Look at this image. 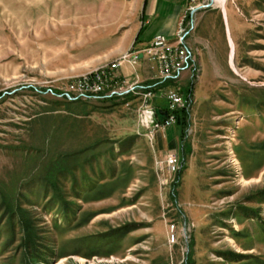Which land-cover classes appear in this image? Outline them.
<instances>
[{"label": "rangeland", "instance_id": "rangeland-1", "mask_svg": "<svg viewBox=\"0 0 264 264\" xmlns=\"http://www.w3.org/2000/svg\"><path fill=\"white\" fill-rule=\"evenodd\" d=\"M144 2L0 0V264H264V0H190L158 35L188 32L191 67L124 77ZM117 62L175 116L153 138L140 95L74 90Z\"/></svg>", "mask_w": 264, "mask_h": 264}, {"label": "built area", "instance_id": "built-area-1", "mask_svg": "<svg viewBox=\"0 0 264 264\" xmlns=\"http://www.w3.org/2000/svg\"><path fill=\"white\" fill-rule=\"evenodd\" d=\"M187 34L184 33L182 28L177 36L175 45L171 44L169 39L163 35L155 36L153 42L142 52L143 58L147 59L152 64L159 65L164 78L176 79L183 70L191 67L192 53L187 45ZM140 52L127 55L126 58L138 63L140 61ZM121 67V62L113 63L105 68H102L88 77L85 76L80 85H75L74 90L77 96L83 100L90 99L94 94H102L108 91L109 98L122 97L130 92L136 93L141 96V107L139 109L140 121L142 126L148 131L147 136L150 138L155 137V134L165 125H171L175 121L174 114H169V118L165 122H160L157 119L156 111L151 107L150 101L152 98L151 92H134V88L128 91H121V86L118 85L117 72ZM120 88V89H118ZM143 88L141 87V90ZM77 97V98H78ZM170 106L169 113L185 106L184 100L178 95H171L169 97ZM150 104V105H149ZM141 112V113H140ZM165 162L170 171H176L179 166V158L176 154H169Z\"/></svg>", "mask_w": 264, "mask_h": 264}, {"label": "crops", "instance_id": "crops-1", "mask_svg": "<svg viewBox=\"0 0 264 264\" xmlns=\"http://www.w3.org/2000/svg\"><path fill=\"white\" fill-rule=\"evenodd\" d=\"M142 8V22L139 27L140 35L137 40V48L143 50V48L150 45L156 35L164 34L168 38H174L175 32L178 28L181 17L184 11L189 7L190 0H144ZM151 32L147 34L145 39L141 40L144 32ZM233 42V41H232ZM234 44V42H233ZM235 48V45H234ZM148 69V70H147ZM137 73L139 79L145 78L146 75L155 74V67L148 64L145 59H142L138 66L133 67L130 64L122 66L120 74L124 77H131ZM166 136L162 133L157 134V141L159 148L163 147L171 149L173 141L169 139L164 140ZM165 150V149H164Z\"/></svg>", "mask_w": 264, "mask_h": 264}, {"label": "trees", "instance_id": "trees-1", "mask_svg": "<svg viewBox=\"0 0 264 264\" xmlns=\"http://www.w3.org/2000/svg\"><path fill=\"white\" fill-rule=\"evenodd\" d=\"M190 93H191V91H190ZM190 93L187 94L188 99H189V97L191 95ZM167 113L168 112L165 109L164 110H158L157 111L158 119L160 121H163V119L165 118ZM176 114H177L176 118H177V123L178 124H182L183 128H184V126L186 127V126L189 125V114H188L187 110H185V109L178 110V111H176Z\"/></svg>", "mask_w": 264, "mask_h": 264}, {"label": "bare ground", "instance_id": "bare-ground-1", "mask_svg": "<svg viewBox=\"0 0 264 264\" xmlns=\"http://www.w3.org/2000/svg\"><path fill=\"white\" fill-rule=\"evenodd\" d=\"M227 2H228V0H214V4H215L216 6L221 7L222 9H225ZM230 43H231V50H232V51H231V65H232V68L235 70L234 63H233V61H232V59H233V55H234V44H233V42H232L231 39H230ZM76 260H77L78 262H80V263H85V262H86L85 259L76 258ZM66 261H67V259H63V260L61 261V263L66 262ZM61 263H60V264H61Z\"/></svg>", "mask_w": 264, "mask_h": 264}, {"label": "water", "instance_id": "water-1", "mask_svg": "<svg viewBox=\"0 0 264 264\" xmlns=\"http://www.w3.org/2000/svg\"><path fill=\"white\" fill-rule=\"evenodd\" d=\"M212 1V3H213V0H211ZM142 57V56H141Z\"/></svg>", "mask_w": 264, "mask_h": 264}]
</instances>
